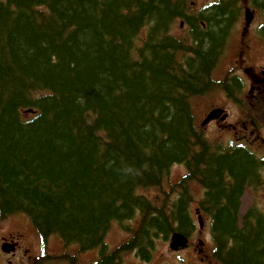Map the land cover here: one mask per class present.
<instances>
[{
	"label": "trees",
	"instance_id": "16d2710c",
	"mask_svg": "<svg viewBox=\"0 0 264 264\" xmlns=\"http://www.w3.org/2000/svg\"><path fill=\"white\" fill-rule=\"evenodd\" d=\"M238 13L236 0L199 20L182 0H0L1 215L25 212L42 237L103 247L100 264H118L124 248L109 255L105 245L114 224L139 215L125 248L145 256L156 240L194 231L192 181L204 189L215 259L264 264V213L240 216L245 191L264 186V160L218 150L190 102L220 87L213 70ZM179 19L189 45L170 34ZM26 110L37 112L25 120ZM176 164L187 174L168 207L139 193L163 186Z\"/></svg>",
	"mask_w": 264,
	"mask_h": 264
},
{
	"label": "rangeland",
	"instance_id": "374dc122",
	"mask_svg": "<svg viewBox=\"0 0 264 264\" xmlns=\"http://www.w3.org/2000/svg\"><path fill=\"white\" fill-rule=\"evenodd\" d=\"M182 1L185 2L186 9L192 8V11L195 13L202 11L205 7L204 4L207 3V1L202 0ZM210 1L214 2L218 0ZM236 1L238 5L246 6L249 0ZM221 3H228V1L221 0ZM260 10L263 11L264 8H261ZM238 18L241 19L238 20L239 23L237 26L235 25V30L232 31V37L228 38V35L226 36L222 51L218 58L226 56L222 59L217 73L214 72V75L212 76V79H215L216 82L220 84V87L211 90V92L203 97L192 98V110L198 130L202 132L207 140L218 148V150L224 151L227 150L228 148L226 147L229 146L236 148L233 146L239 147L244 145L254 155L257 153L259 157L264 158V116H261L262 107L259 106L255 108L253 116L250 114L248 108H251L257 100L255 94L252 95L249 93V89L253 84L250 83L251 78L249 79L245 75V71L248 68H253L252 70L249 69L250 77L253 73L262 77V69L264 68V44L260 45V47H255L258 43L255 42L256 38H254V27L260 23L261 19L260 16L257 15L255 21L254 19L252 21L254 22V27H251L249 33L247 30L243 34V31L246 28L245 13L242 15L238 13ZM173 31L176 36H179V34L182 35L184 32V28L181 29L180 24L177 23ZM242 35H246L244 40H242ZM248 46H252V51L250 49L248 51ZM228 73L231 75H240L243 78L244 86L241 83L240 89H229V84L231 82L224 81V77ZM214 109L224 110L229 116L227 122L219 120L218 122H210L204 125L205 119ZM244 120H251V123L249 122L247 124L249 127L248 130H245L241 126V122ZM228 124L236 126V130L227 127ZM184 175L185 168L183 166H174L171 170L170 176L164 182L163 186L158 189L155 188L148 191L143 190L141 193L148 197L155 206L161 208L168 207L169 204L176 199L177 192L174 187L176 186V183L183 180L182 176ZM262 179H264V176H262ZM189 183L191 184H189L188 189L194 197L191 207L195 214V210L198 209V201L201 200L204 190L199 184L192 183V181ZM255 188L249 187L241 198V217H243L253 205H257L264 212V187L260 186L259 188ZM0 216V238L4 235L26 232L27 223L24 224L22 219L12 220L13 217H10V215L7 214ZM202 217L203 227H200L196 216V229L194 234L190 237L188 249L173 253L169 248V240L166 242L165 240L159 241L156 245V252L153 261L150 264H183L184 261L186 264H216L211 256L213 245L209 228L210 220L206 214ZM15 218L17 217L15 216ZM130 225H132L134 229L139 228V215L133 219ZM113 227L114 225L109 232L107 241L108 243H111V245H116L123 242L128 237V234L125 233L127 228L126 223L124 224L123 231L122 229L119 230L118 227H115L114 229ZM200 241L204 243L203 246H200ZM29 242L34 243L33 240ZM201 249L204 250V253L199 255L198 252ZM204 259L205 262H203ZM123 264L143 263H141L134 255H127Z\"/></svg>",
	"mask_w": 264,
	"mask_h": 264
},
{
	"label": "flooded vegetation",
	"instance_id": "af4514ba",
	"mask_svg": "<svg viewBox=\"0 0 264 264\" xmlns=\"http://www.w3.org/2000/svg\"><path fill=\"white\" fill-rule=\"evenodd\" d=\"M254 38H256L255 42L258 43L255 47H260V45L264 44L263 35ZM249 49L252 51V46H248ZM245 73L250 75V70L247 69ZM262 75L263 77H259L255 73L251 74L250 83L253 85L249 89L250 94L254 95L263 90L264 72H262ZM243 127L246 128V124ZM31 240L33 239L26 238L19 233L1 237L0 264H58L57 259H61V257L58 256L59 250L55 241L45 239L43 242L45 244L41 245L40 242H35L34 240V243L29 242ZM37 243H40V245Z\"/></svg>",
	"mask_w": 264,
	"mask_h": 264
},
{
	"label": "water",
	"instance_id": "95a60500",
	"mask_svg": "<svg viewBox=\"0 0 264 264\" xmlns=\"http://www.w3.org/2000/svg\"><path fill=\"white\" fill-rule=\"evenodd\" d=\"M220 113H221L220 111H216V112L211 113V114L209 115L207 121H208V120H211V119H214V118H217V117L220 115ZM185 241H186L185 239L183 240V238H182L181 236L177 235V236H175L174 239H173V244H174V243H179V244H181V243H183V242H185Z\"/></svg>",
	"mask_w": 264,
	"mask_h": 264
}]
</instances>
